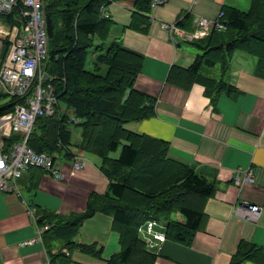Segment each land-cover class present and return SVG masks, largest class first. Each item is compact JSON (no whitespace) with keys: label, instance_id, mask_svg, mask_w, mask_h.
I'll return each mask as SVG.
<instances>
[{"label":"crops","instance_id":"obj_1","mask_svg":"<svg viewBox=\"0 0 264 264\" xmlns=\"http://www.w3.org/2000/svg\"><path fill=\"white\" fill-rule=\"evenodd\" d=\"M249 6L250 0H164L142 15L135 10V0H116L105 8L112 22L109 38L142 57L135 89L156 99L153 117L124 128L166 142L168 159L191 167L215 185L203 207L202 230L190 246L165 240L159 225L156 230L163 241L155 264H230L244 243L253 250L242 264H264V76L256 72V58L236 51L224 77L232 91L215 96L207 95L198 83L189 89L170 84V70L188 68L199 54L182 47L190 43L174 47L161 26L182 20L181 27L191 31L195 16L216 19L224 7ZM213 68L204 67L202 72L209 75ZM66 130L67 156L59 157L60 181L30 168L16 180V192L0 191V264H53L52 256L59 251L71 264H105L119 250L112 217L105 213L85 220L74 238L75 244L100 250L101 259L78 249L69 251L53 231L39 230L36 211L63 217L83 213L90 196L102 195L109 184L100 169L101 159L80 149V129L67 126ZM76 154L83 156L85 165L72 171L71 157ZM238 168H250L254 175L253 183L241 190L231 181ZM238 205L259 206L257 221L242 220L235 213ZM28 208L35 210L33 217Z\"/></svg>","mask_w":264,"mask_h":264},{"label":"trees","instance_id":"obj_2","mask_svg":"<svg viewBox=\"0 0 264 264\" xmlns=\"http://www.w3.org/2000/svg\"><path fill=\"white\" fill-rule=\"evenodd\" d=\"M151 1L135 0L136 12L147 15ZM43 2L48 36L43 69L51 79L46 84L51 85L57 105L53 115L36 119L28 146L54 159L65 157L64 139L69 138L66 127H77L80 149L101 159L100 169L109 184L102 195L90 196L83 213L63 217L39 210L37 224H47L50 228L45 233L53 231L69 251L78 249L100 258V250L75 244L74 238L85 220L98 212L108 214L120 247L105 264H155L159 253L148 249L140 229L148 222H153L155 229L162 224L165 240L190 246L202 230L203 207L213 196L215 185L191 167L168 159L166 142L124 128L153 117L156 99L134 87L142 57L109 38L112 22L104 12L116 0ZM221 12L226 30L212 31L208 37L190 43L202 54L186 69L172 68L170 84L189 89L198 83L207 95L230 92L224 77L236 51L256 58V72L264 76V0H250L246 12L232 7ZM177 23L183 25L182 20ZM215 66L220 68L218 78L202 72L204 67ZM21 103L22 98H9L0 91V117ZM17 141V134H12L4 140V147ZM120 147L119 156L112 158ZM240 247L230 264L251 258L253 247L245 243ZM52 262L71 264L72 260L59 251Z\"/></svg>","mask_w":264,"mask_h":264},{"label":"built area","instance_id":"obj_3","mask_svg":"<svg viewBox=\"0 0 264 264\" xmlns=\"http://www.w3.org/2000/svg\"><path fill=\"white\" fill-rule=\"evenodd\" d=\"M163 1L152 0L151 7ZM104 16L108 17L106 14ZM222 17V12L216 19L195 16L191 31H186L177 22H163L161 26L168 33L170 44L177 47L181 42L202 40L212 31H225ZM47 48V23L43 0H0V90L9 98L18 97L23 101L15 106L12 113L0 117V191L16 192V180L30 168L42 169L55 180L60 181L63 178V163L59 158L54 159L45 153H37L28 146L36 119L53 115L57 105L51 85L45 82L51 81L43 69ZM12 134H17L19 141L4 147V140ZM84 165L82 155L71 157L72 171L82 170ZM231 181L241 190L253 183L254 175L250 168H238L233 171ZM28 213L33 217L35 210L28 208ZM235 213L242 220L256 222L260 207L238 205ZM49 228L44 225L39 230L45 232ZM140 234L148 249L159 250V242L163 241V237L155 229L153 222L146 223V226L140 229Z\"/></svg>","mask_w":264,"mask_h":264},{"label":"rangeland","instance_id":"obj_4","mask_svg":"<svg viewBox=\"0 0 264 264\" xmlns=\"http://www.w3.org/2000/svg\"><path fill=\"white\" fill-rule=\"evenodd\" d=\"M248 8H249V7L245 8V9H241V10H243V11L246 12V10H247ZM97 41H98V40H97ZM97 41H96V42H97ZM182 47H185V49H187V50H189V51H194V52L197 53V54H201L200 51H198L197 49H195V48L192 47L191 45H188V44H182ZM93 56L96 57L95 54H94ZM91 59L93 60V58H90L89 61H91ZM211 70H212V71L210 72L209 75H211L212 77L214 76L215 78H218V77H219V70H220L219 66H216V67H214V68L211 69ZM45 82H46V81H45ZM6 96H7V95H6ZM120 150H121V147H120L116 152H114V154L112 153V154H111V157H112V158H117V157L119 156Z\"/></svg>","mask_w":264,"mask_h":264}]
</instances>
